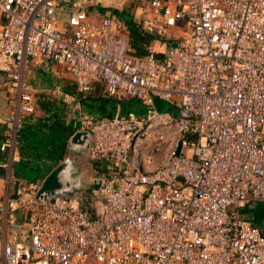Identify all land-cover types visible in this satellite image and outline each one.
<instances>
[{
    "label": "built area",
    "instance_id": "2783aa9c",
    "mask_svg": "<svg viewBox=\"0 0 264 264\" xmlns=\"http://www.w3.org/2000/svg\"><path fill=\"white\" fill-rule=\"evenodd\" d=\"M104 1L0 0V264H264V233L240 211L264 202V0H119L131 17ZM131 28L165 42L162 56L154 42L136 55ZM48 63L66 83L41 99L89 133V187L42 200L12 163L41 114L27 77ZM95 91L117 100L111 117L83 108ZM151 129L166 144L155 167L138 154Z\"/></svg>",
    "mask_w": 264,
    "mask_h": 264
},
{
    "label": "rangeland",
    "instance_id": "374dc122",
    "mask_svg": "<svg viewBox=\"0 0 264 264\" xmlns=\"http://www.w3.org/2000/svg\"><path fill=\"white\" fill-rule=\"evenodd\" d=\"M109 1L112 3V7L118 11V13H121L125 15L126 17H131V15L134 14L135 9H133V5L130 4V2H120L119 0H105L104 2ZM171 43V42H169ZM44 72L41 69L34 68L33 73L27 77L28 83L32 88H34L36 91V95L38 94L42 96V92L39 91L41 87H46L49 85V82L46 81L45 75H43ZM50 78V75H49ZM64 83H66L65 80H63ZM9 95V91L7 88V83L4 79L0 77V102L3 100H7V96ZM157 100L154 101L155 106L157 109L164 108L163 105L166 104L165 101L156 98ZM163 104V105H162ZM21 134V133H20ZM150 135L145 136L143 138L142 143L139 146L138 154L140 159L147 160L149 159V162H145L146 164H149V167H155L156 165L160 164L166 155V144L165 143H159L158 135L157 133H153L152 129L149 133ZM172 136L176 137V133H172ZM27 140L25 143L22 144L23 146V157L20 150L18 151L20 153L21 159L19 161H16L13 165V173L15 175H19L23 179H36L42 178L55 166H57L61 161L58 160L57 156H51L48 149H46V146H44L38 138L34 137H27ZM73 154L76 158L78 157L80 161H86L87 160V151L85 148L77 145V142L75 140H71L67 145V152L66 155ZM19 157V158H20ZM143 161V160H140ZM71 176H79V182H80V188H88L89 187V181H82L81 178V167L79 168L78 165H73L70 172ZM88 185V186H87ZM76 190V189H75ZM0 190V194H1ZM57 196V195H55ZM241 212L248 217L251 220H255L256 222H259L261 226L264 227V202H253L251 203V207L245 206L244 208H240Z\"/></svg>",
    "mask_w": 264,
    "mask_h": 264
},
{
    "label": "trees",
    "instance_id": "16d2710c",
    "mask_svg": "<svg viewBox=\"0 0 264 264\" xmlns=\"http://www.w3.org/2000/svg\"><path fill=\"white\" fill-rule=\"evenodd\" d=\"M130 39L131 43L136 49V55H143L145 53V45L154 42L158 45L159 52L158 56H162V48L165 44L163 41H159L154 36H149L143 33L140 30L131 28L130 29ZM82 106L88 112L96 114L100 117H111L115 111L117 100L114 98L106 97L99 94L98 91H95L85 98L82 99ZM121 109L123 112H127L128 110L140 112V105L136 100L133 99H124L120 101ZM48 103H40L42 108L46 111L49 110L46 116L38 117L34 122L31 118H27L22 126L21 130V139L23 144L27 140L26 138L34 137L38 138L40 142L46 146L51 156H57L58 160L61 159L64 155L65 145H66V137L74 130L75 126L72 123H66L57 118L58 113L53 110L55 116H52V110H50V106ZM60 117V116H59ZM48 118V119H47ZM4 128L0 126V136L3 134ZM4 135V134H3ZM23 152V147L21 148V153ZM22 153V157H23ZM3 153L0 152V160H3ZM4 173V168L0 166V176ZM19 176V175H15ZM37 179V178H36ZM41 179L38 178L37 181ZM255 221V220H254ZM256 222V221H255ZM258 226L261 228L264 233V227L261 226L259 222H256Z\"/></svg>",
    "mask_w": 264,
    "mask_h": 264
},
{
    "label": "water",
    "instance_id": "95a60500",
    "mask_svg": "<svg viewBox=\"0 0 264 264\" xmlns=\"http://www.w3.org/2000/svg\"><path fill=\"white\" fill-rule=\"evenodd\" d=\"M157 100L154 98V101ZM163 105V104H162ZM164 108L160 111L171 110V107L166 103ZM71 140H75L77 145L85 148L89 141V133L86 131H76ZM180 142H178L176 153L179 152ZM78 160L73 154H68L63 160L54 168H52L41 180L40 186L37 190V197L39 199H46L55 195L70 194L75 189L80 188L79 176H71V168L73 165H78Z\"/></svg>",
    "mask_w": 264,
    "mask_h": 264
},
{
    "label": "crops",
    "instance_id": "0c3cea01",
    "mask_svg": "<svg viewBox=\"0 0 264 264\" xmlns=\"http://www.w3.org/2000/svg\"><path fill=\"white\" fill-rule=\"evenodd\" d=\"M38 69L43 70V72H44L43 75H45V77H46L45 79H46V81L49 82V85L53 81H57V82L58 81H60V82L63 81L62 78L56 77L51 72V70H58V67L56 65H54V64L48 63V65H44V66H42V67H40ZM49 75H50V78H49ZM41 88H46V87L44 86V87H41ZM38 96H39V98H38V105H39V108H40V111H41L40 117H44V116L47 115V113L49 112V110L48 111L44 110L42 108V106L40 105V103H42V102L43 103H48V101H45V100L41 99V96L40 95H38ZM48 106H50L49 108H50V110H52V116H55V114L53 112V110H54V111H56L58 113L56 115V116H58L57 118H59L60 120H62L63 122H66V123H69L70 122V123H72L75 126L74 130L66 137V145H65V150H64L65 153H64L63 157L61 159H59L60 161H62L63 158H65V154L67 152V145H68V143L70 141L71 136H73V134L76 131H78V130H76V128L78 127V123H77V121L74 120L73 116H71L70 114H66L64 112V109H62L59 106V103H52L51 102L50 104H48ZM8 114H9V106H8L7 100H5V101L3 100L2 102H0V126H2L4 128L3 134H5V132H6L5 120H6L7 116H8ZM56 116H55V118H56ZM20 133H21V131H20ZM3 134H2V136H0V140L3 137ZM21 142L23 143V141L21 139V134H20L19 137H18V144H17V149H18V151L20 150V152H21V148L23 147L22 144H21ZM0 152H2L3 153V156H4V159L3 160H0V162H8L9 161V156L11 155V151L10 150H4V151L0 150ZM19 155H20V153H19ZM20 159H21V157L19 158V160ZM76 159L78 160V157ZM15 162L12 163V168H13V165H14ZM78 166H79V168L81 167L80 164H79V162H78ZM5 172L6 171L4 169L3 175L0 176V190L2 191L1 194H3V192H5V187L7 186L6 185V181H5ZM80 174H81V178L83 179L82 181H84V182L88 181L86 175L82 172V168H81V173ZM18 177H20V176H18ZM13 189L14 188H12V190Z\"/></svg>",
    "mask_w": 264,
    "mask_h": 264
}]
</instances>
